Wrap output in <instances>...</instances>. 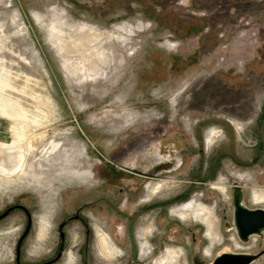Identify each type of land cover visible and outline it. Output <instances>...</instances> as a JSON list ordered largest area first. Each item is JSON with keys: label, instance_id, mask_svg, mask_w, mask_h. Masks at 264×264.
<instances>
[{"label": "rangeland", "instance_id": "1", "mask_svg": "<svg viewBox=\"0 0 264 264\" xmlns=\"http://www.w3.org/2000/svg\"><path fill=\"white\" fill-rule=\"evenodd\" d=\"M5 1L0 108L9 118L0 113V215L16 207L0 218V264H19L18 243L24 263L53 258L61 222L84 204L89 264H135V240L153 223L150 238L158 252L150 263L165 258V264H193L201 241L204 248L210 244L203 237L207 226L196 220H204L197 210L205 207L216 216L215 250L233 249L230 237L236 245L240 237L228 229L234 226L232 185L243 187L248 207L264 208V201L256 204L251 197V187H264V0ZM15 10L22 12L24 32L8 22ZM64 27L114 34L103 42L113 60L94 75L79 74L83 67L70 66L62 47L70 34H62ZM19 114L23 126L11 133L8 126ZM41 132H47L44 140ZM31 139L32 148L19 151ZM63 139L57 158L50 149ZM155 149L181 156L182 163L173 160L163 175L144 181L133 163ZM80 163L91 173L85 183L61 177L35 186L21 174L28 167L44 178L41 164L58 169ZM138 178L144 179L139 186ZM160 179L171 181L152 198L150 186ZM202 190L205 200L193 193ZM43 215L50 223L40 238ZM102 227L123 255L100 254ZM85 229L81 220L66 225L64 253L53 264H85ZM243 246L245 253H264V234ZM170 248L181 253L167 257ZM251 264H264V255Z\"/></svg>", "mask_w": 264, "mask_h": 264}, {"label": "bare ground", "instance_id": "2", "mask_svg": "<svg viewBox=\"0 0 264 264\" xmlns=\"http://www.w3.org/2000/svg\"><path fill=\"white\" fill-rule=\"evenodd\" d=\"M1 9H8L7 1L0 0V10ZM21 13L22 12L20 10H15L13 15H11L10 18L8 17V22L13 20V22L16 23V27H18L20 31L24 32V29H27V27H25V20H24V17H22ZM4 26H5V23L3 22V18L0 15V30L1 31H3ZM66 30H68L70 34L66 36V41L63 42L62 47H63V49L65 51L66 58L72 64L70 66H72L73 68H77V70H78V68L83 67V72H81L82 71L81 70L79 74L82 73L83 75L90 76L93 73L92 75H94L97 72V71L96 72L94 71L96 68H98L100 65L102 66L104 64H108V63L111 62V60H113V58H112L113 57L112 50L110 48H108V47H106L107 49L103 48L104 45H105L103 42L106 41V39L111 40V39L114 38V34H112L111 32H107V35L105 36L104 34H100L97 31L87 30V31H83V32L81 31L80 32V31H77V30L74 31L71 28L64 27V29H61L62 34H65V35L68 34V33H66ZM11 94H12V92H11ZM0 113H3L1 115L3 118H5L4 116L7 115L5 108H3V109L0 108ZM8 116H6V117H8ZM8 118H7V123L9 121ZM19 118H21V114L18 115V118L14 117L15 120L13 122L11 121L12 123L8 126L10 129L11 128L13 129V130L10 131L11 133H12V131L13 132L15 131L14 133H16L18 129L22 128L23 125L21 124V121H20ZM236 127H237V129L241 130V127H240L239 124H237ZM218 133H216L214 135V137H212L213 138L212 142L215 141V139H217L219 137ZM38 136H39V138L44 140L45 137L47 136V132H41L40 134H38ZM3 139L5 140V143H8V144H9V142H11V143L14 142L13 139H11L10 136H7V137L6 136H2V140ZM65 141L66 140L60 141L58 144H55V146L52 149H50L52 151L50 153H55L56 157L60 158L59 157L60 153H61L60 151H61L62 147L64 146ZM31 142H32V139L28 140V142L27 143L25 142V144H23V145L22 144L21 145L18 144L20 146L19 147V151L22 150V149H25V150L26 149L27 150L31 149L32 148ZM61 144H63V145H61ZM69 145L73 146L72 143H69ZM19 151H18V154L20 153ZM27 154H28V152H27ZM33 155H34L33 153L30 154L31 157ZM1 157L2 158H0V159L4 160V157L3 156H1ZM14 157H15V159L14 158L10 159L11 163L15 162L16 158H18L16 156H14ZM76 157H75L74 163L80 161L82 156H79L78 158H76ZM42 164L40 165V167L43 168V170L45 171L44 173H48V176H46L44 178H41V176H43L42 173L41 174L37 173V172H32L31 173L29 171L28 167H25L23 170H21L22 171L21 174L27 175V177L29 179V182L35 184V186L36 185H42L44 187H46L49 183L52 182V180H54L56 178L68 177L69 179H82V180L84 179V180H87L88 178L91 177V173H88V170L84 169L82 167L81 163H80V165L71 166V167L63 166V167H60L58 169H54V168H52V167H50L48 165L45 166V165H42ZM14 165H16V164H14ZM0 177H1V175H0ZM170 181L171 180H159V181L153 182L151 184V186H150V189H149L150 196L152 195V198H153V195L156 193V191L157 190H161V188L167 186L170 183ZM221 187L224 189L223 185H221ZM251 197H252L253 201H255L256 204H259L261 201H264V189L261 188L260 186H253L252 190H251ZM47 204H51V202L47 203ZM46 207H47V205H46ZM197 213L203 214L202 216H203L204 222H205V224L207 226V234H208L210 240L213 241V244H216L215 243V239L218 238L219 235H217V232L214 230V223H215L214 218H216L214 212L210 208L205 207L204 209H198ZM182 218H184V217H182ZM184 219H186V218H184ZM40 223L41 224H40L39 237H45L46 232L49 229L50 218H48L47 215H43ZM151 229H152V227L151 228L148 227L143 232L140 233L141 248L143 250L145 249V245H146L145 236H147L151 232ZM231 229L235 230V225L233 227L230 226V230ZM97 235H98L97 238H98V246H99L100 253H102L103 255H105V256H107L109 258L115 257V255L117 253V250L111 245L110 241L108 240V238L106 237L105 233L102 231L101 228L97 231ZM241 241H243V240H241ZM237 246L240 247V248L244 247L241 244H238ZM230 248H231L230 246H226V247H224L222 249V252L223 251H227V250L231 251ZM167 252H168L167 253V257L170 256V258L174 257V255H177L179 253V251L172 250V249H169ZM251 254L255 255L256 253H251ZM257 258H259V256L256 257L255 259H257ZM56 259H53V261L56 260ZM49 261H52V260H49ZM44 262H46V261H44ZM22 263H24V262H22ZM40 263H43V262H39V263H24V264H40ZM50 263H48V264H50ZM165 263H166L165 258H163L158 264H165Z\"/></svg>", "mask_w": 264, "mask_h": 264}, {"label": "flooded vegetation", "instance_id": "3", "mask_svg": "<svg viewBox=\"0 0 264 264\" xmlns=\"http://www.w3.org/2000/svg\"><path fill=\"white\" fill-rule=\"evenodd\" d=\"M158 149H159V147H158ZM182 150L184 151V148H182ZM153 151H154V153H152ZM145 156H148V158L140 160V161H137L136 163H133V168L136 171L139 172V173H137V175L139 177H142V178L145 179L144 180V179L138 178V186H139V183L142 182L140 180L146 181V179H151L152 175H154V176L163 175L164 172H167L165 170L170 168V165L173 162V160H176L179 164L182 163L181 156L180 157H175L177 155L172 154V153L166 154V156H165V155L159 153L158 150H156V149L148 151L145 154ZM179 164H177V166ZM82 167L84 169H86L83 166V164H82ZM231 170H232V168L229 170V172H228L229 174H230ZM226 179H228V177H226ZM160 180H163V179H160ZM82 181H84V179ZM157 181H159V180H157ZM200 183H202L205 186L208 185V188L212 189L211 182H205L204 181V182H200ZM145 184L146 183H144V185ZM205 186H203V187H205ZM214 187H217V184L214 185ZM235 187H240L242 189V191H243V187L242 186H240V185L237 186V185L233 184L232 185V190H233V194H234V199H235V196H238V194H240L242 192L241 190H236ZM220 188H222V187H220ZM261 188L264 189V187H261ZM251 190H252V187H251ZM213 191H214V189H213ZM193 193L194 194L195 193L200 194L202 199L205 200V192L203 190H202V192L194 191ZM177 196H179V195H176L175 197H177ZM140 199H141L140 196L138 198H136V204H140ZM125 202H128L127 198H126ZM87 207H88V204H84V205L79 206L76 209L74 214H70L69 216L66 217V219L63 222H61V224L59 226V230H60V243L59 244L60 245H59V248H58V250L56 252V255L53 258L49 259V260L56 259L58 257V255H60V256H59V258H57L56 260H54L50 264H53L54 262L58 261L62 257V255L64 253L65 244H66L65 243V227H66V225L69 222L74 221V220H81L85 224L86 229H85V239H84V242H83V245H84L83 246V257H84L85 264H89V260H88V237H89V234H90V228H88V220H87L86 216H84V214H83L84 209L87 208ZM23 209L25 210V208H23ZM196 220H197V222L200 225L204 226V224H205L204 220H200V219H196ZM148 227H150V228L152 227V229H151V232L147 236H145L146 245H145V249L144 250L141 248L140 233L143 232L145 229L140 230L139 234H138V244H139L140 253H139L137 241L135 240V247H136L135 248V251H136L135 255H136V258H137V261H136L135 264H146V262L151 264L150 261L152 260L153 256L158 252L157 248L153 244V239H152L153 236L150 238V236L153 234V232L155 230V224L153 223L152 225L147 226L146 228H148ZM101 229L105 233V235L108 238V240L110 241L111 245L117 250V253H116L115 257L117 258V257L123 255V248L120 245H118V243L115 241V238L113 237V235L110 232H108L106 229H104L103 227ZM228 229L230 230V227H228ZM203 237L206 238L207 240H209L210 244L204 248V246L206 244V240L204 239V240L201 241V245L199 246V248H197V250L195 252L196 253L194 255L195 258L192 260L193 264H216V261H217L218 257H220V255H222V253L230 252V250L223 251V252L221 250H217V251L215 250V248H214L215 244H213V241L210 240V238H209V236L207 234V227H206L205 232H203ZM40 238H44V237H40ZM237 239H236V241H237L238 244L244 245V242L240 241L239 239H238L239 240L238 241ZM193 240H196V237H194ZM150 241L152 243V248L151 249H150V246H149V245H151ZM229 242H231V244L233 246V249L230 248L231 252L236 253V254H244V247L240 248V247L237 246L238 244L237 245L234 244L233 238L230 237ZM212 247L214 249H211ZM98 248H99V246H98ZM203 248L205 250V254L207 255V257L203 256V253H202L203 252ZM20 250H21V244L18 243L17 252H19ZM172 250H176V249H172ZM177 251H179V253H181V250H177ZM100 254L102 256H105L102 253H100ZM139 254H140V256H139ZM148 254H149V256H147ZM69 255H70V257H73L75 259V254L72 251L70 252ZM263 255H264V253H262V255L259 256V259L262 258ZM145 256H147V257L145 258ZM105 257H107V256H105ZM115 257H113V258H115ZM140 257H144V258L142 259ZM208 257H210V258H208ZM144 259H146V260H144ZM49 260H46V261H49ZM71 261H73V260H70L69 262H71Z\"/></svg>", "mask_w": 264, "mask_h": 264}, {"label": "water", "instance_id": "4", "mask_svg": "<svg viewBox=\"0 0 264 264\" xmlns=\"http://www.w3.org/2000/svg\"><path fill=\"white\" fill-rule=\"evenodd\" d=\"M235 188L236 190L242 191L240 187H235ZM234 204H235V211H234L233 222L235 225V230L238 236L240 237V239L243 240L244 242L245 241L247 242L250 240V237L254 234H258V235L264 234V208L248 207L244 200L243 191L240 194H238V196H235ZM15 207L16 206L10 207L6 212L0 215V218L10 213V211ZM25 210L27 211L26 208ZM260 255H262V252L258 254L256 253L255 255L245 252L244 254H236L231 251L224 252L222 253V255H220V257H218L216 264H251L252 261ZM59 256L60 255H58L57 258H59ZM17 261L19 264H24L21 262L19 252H18ZM52 261H46L40 264H48Z\"/></svg>", "mask_w": 264, "mask_h": 264}, {"label": "crops", "instance_id": "5", "mask_svg": "<svg viewBox=\"0 0 264 264\" xmlns=\"http://www.w3.org/2000/svg\"><path fill=\"white\" fill-rule=\"evenodd\" d=\"M231 121V120H230Z\"/></svg>", "mask_w": 264, "mask_h": 264}]
</instances>
